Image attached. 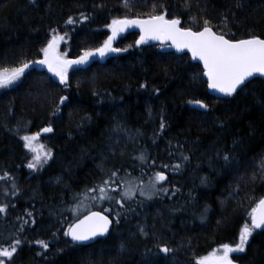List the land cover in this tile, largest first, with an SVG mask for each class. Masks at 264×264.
<instances>
[{
  "label": "trees",
  "instance_id": "16d2710c",
  "mask_svg": "<svg viewBox=\"0 0 264 264\" xmlns=\"http://www.w3.org/2000/svg\"><path fill=\"white\" fill-rule=\"evenodd\" d=\"M164 11L167 18L179 17L182 27L195 31L207 19L227 38H264V0H130L127 8L124 0H0V67L42 58L39 49L52 29L68 34L61 49L76 58L82 49L103 43L111 33L105 25L113 18H147ZM80 13L91 19L65 25L69 16ZM225 14L229 24L223 29ZM138 37L134 32L120 39L116 47L128 50L105 62L74 66L67 88L52 73L30 68L16 85L0 89V176L8 173L0 180V203L9 206L0 213V243L6 244L5 237L20 226L17 217L29 219L25 210L33 213L36 223L24 225L22 238L49 241L47 250L24 243L14 264H195V258L220 244L234 243L248 213L264 198L259 179L264 79L251 80L234 97L216 98L203 68L189 54L165 52L158 44L136 46ZM144 83L147 87L141 88ZM60 96L69 100L59 105ZM196 99L210 111L187 103ZM57 107L60 111L53 116ZM161 116L167 125L163 132ZM117 124L127 132L115 131ZM46 126L53 131L39 139L52 158L39 170L29 169L32 156L21 137ZM142 152L147 162L138 159ZM181 152L189 160L179 171L161 167L181 163ZM226 152L232 157L227 163ZM153 160L155 166L149 167ZM116 168L121 176L126 171L141 177L143 171L145 183L153 172L165 171L169 191L150 200L137 193L130 202L132 210L118 224V205L93 202L90 211L113 219L110 235L88 245L72 243L63 232L76 219L73 209L81 198L77 194ZM174 189L179 191L173 195ZM141 225L147 236L139 232ZM157 243H166L174 253H159ZM233 259L264 264V230H257L246 252L234 253Z\"/></svg>",
  "mask_w": 264,
  "mask_h": 264
},
{
  "label": "snow or ice",
  "instance_id": "6c2138e0",
  "mask_svg": "<svg viewBox=\"0 0 264 264\" xmlns=\"http://www.w3.org/2000/svg\"><path fill=\"white\" fill-rule=\"evenodd\" d=\"M32 2L34 3L35 0H32ZM124 6L126 8L129 7L130 0H124ZM236 6L242 7L239 2H237ZM187 8L191 9L190 3L187 4ZM90 19L89 15L80 13L78 17L69 16L65 21V25L84 24ZM191 19L193 23L196 22V17L193 16ZM228 24L229 17L228 14H225L222 17L220 26L226 29ZM180 25L181 19L179 17L168 19L166 11L149 15L146 19L138 16L130 18L127 15L122 18H113L110 23L105 25L111 34L107 36L103 43L96 48L82 49L80 55L74 59L69 58L67 52L62 53L59 51L61 42L69 38L68 34H61L59 29H52L51 38L44 47L39 49L42 54L41 59L22 61L18 66L14 67H0V89H7L16 85L25 77L27 70L37 64L46 66L48 72L57 77L60 84L67 88L70 86L69 72L74 66L86 65L96 56L105 57L110 53L127 51V48L113 47V44L121 33L132 27L140 30L139 38L135 41L136 46L143 45L149 40L170 41V46H174L178 51L185 49L190 51L192 59L203 64L202 75L207 77L208 88L226 97H234L238 94V91L247 87V84L251 82L250 78L257 74L264 76V38L259 36H250L246 39L226 38L223 31L220 33L214 31L213 26L207 19H203L202 28L198 31H193L191 27H181ZM232 35L234 36L235 34L233 33ZM140 87L146 88L147 84H141ZM154 91L159 92V89H154ZM68 100V96H60L59 105H63ZM187 103L205 110L206 113L210 111L209 105L203 100H189ZM59 111L60 109L57 107L52 115L55 116ZM220 123L221 125L224 124L223 121H220ZM166 127V122L161 116L159 130L163 132ZM114 130L127 132L119 124ZM52 131L53 128L51 126H46L38 132L25 134L21 137L24 142V148L33 154L32 159L27 164L29 169L39 170L52 158L51 150L39 143L42 133H51ZM217 155L219 156L220 153L218 152ZM180 157L181 163L175 165L163 164L161 167L179 171L183 166V162L189 160V157L184 155L183 152L180 153ZM138 159L147 162V157L143 152ZM231 159L232 157L227 152L223 154V160L226 163ZM155 163V160H153L149 167H154ZM120 173L121 169L119 168L110 170L106 178H102L83 193L77 194L78 197H83L89 201H108L118 205L121 211H116L115 213V223L117 224L123 214L132 210L130 202L135 200L137 193L139 196L150 200L156 195L166 194L169 191L164 186V182L168 179L165 171L153 172L147 183L142 179L143 171L141 177H131L130 173L126 171L124 176H121ZM7 177L8 173H5L4 176H0V180H4ZM256 179L257 175L254 173L252 180L255 181ZM259 179L264 182V157H261L259 164ZM13 187H16L15 184H13ZM16 190L18 191V189ZM176 191H179V189H174L173 195ZM13 195H15V192H13ZM137 203H142V201H137ZM80 206L81 204L78 201L73 211H79ZM8 207L7 204L0 203V213H6ZM106 211L111 213L112 209H107ZM25 214L29 219L25 220L23 217H17L20 226L15 232L5 237L6 244L0 243V264H14L13 258L24 243L35 244L44 250L49 248V241L47 240L35 239L28 241L26 237L22 238L25 231L24 225L36 223L32 212L25 210ZM248 217L249 219L245 220L241 226L238 238L234 243L220 244L207 255L195 258V264H236L233 254L245 253L254 233L257 230H264V198L259 199L257 206L253 207L251 212L248 213ZM113 222V219H110V216L104 212L89 210L82 218L78 217L74 222L69 223L63 235L70 237L73 243L82 244L92 241L98 236L108 234ZM138 230L142 235H148L143 225L139 226ZM55 236L56 234L54 233L53 238ZM155 247L159 253H163L165 256L175 251L166 243H157ZM123 248L124 245H121V250ZM148 251L150 252L151 250L149 249ZM148 264H153V262L149 261Z\"/></svg>",
  "mask_w": 264,
  "mask_h": 264
},
{
  "label": "water",
  "instance_id": "95a60500",
  "mask_svg": "<svg viewBox=\"0 0 264 264\" xmlns=\"http://www.w3.org/2000/svg\"><path fill=\"white\" fill-rule=\"evenodd\" d=\"M142 19H146V18H142ZM168 19H169V18H168ZM180 26L182 27V25H180ZM193 31H195V30H193ZM134 32H135V33H138V34L140 35V30H139V28H136V27L129 28L127 31L121 33V34L117 37L116 41H114L113 47H116V45H117V43L119 42L120 39H122V38H124L126 35H128V34H130V33H134ZM110 34H111V33H110ZM138 38H139V37H138ZM226 38H227V37H226ZM155 44L161 45L163 51H165V52H171V51H173V52H175V53H177V54H189V55L191 56V52L188 51L187 49H185V50H183V51H178L174 46H170V45H171V42H170V41L162 42V41H158V40H149L147 43H145V44H143V45H140V46L155 45ZM117 48H118V47H117ZM119 54H120V52H119V53H110V54H108V55L105 56V57H99V56H96V57H94V58H93L88 64H86V65H80L79 67H88V66L92 65V64L95 63V62H105V61H107L108 59H110L111 57H116V56H118ZM40 59H41V58H40ZM73 59H74V58H73ZM191 59H192V57H191ZM192 61H193V62H196V63H198V64H200L201 67L203 68V64H202V62H199V61L194 60V59H192ZM31 68L36 69V70H39V71H46V72H48L46 66H41V65H38V64H37V65H33ZM48 73H50V72H48ZM204 77H205V76H204ZM256 78L264 79V76H261L260 74H257V75L254 76L253 78H250V81L253 80V79H256ZM205 79L207 80V77H205ZM209 91H210V93H211L214 97H216V98H223V97H226V96H224L223 94H221V93H219V92H217V91H215V90H213V89H210V88H209ZM93 211H98V210H93ZM86 214H87V213H86ZM86 214H84V215H86ZM106 215H107V214H106ZM80 218H82V216H81ZM110 219H111V217H110ZM112 228H113V224L111 225V227H110V229H109V233L106 234V235H104V236H98V237H96L94 240H92V241H88V242H84V243H82V244H81V243H74V244H76V245H88V244L94 243V242L97 241L98 239L108 237V236L110 235V233H111ZM69 239L71 240L70 237H69ZM71 242H72V241H71ZM72 243H73V242H72ZM236 264H240V263H239V262H236Z\"/></svg>",
  "mask_w": 264,
  "mask_h": 264
},
{
  "label": "rangeland",
  "instance_id": "374dc122",
  "mask_svg": "<svg viewBox=\"0 0 264 264\" xmlns=\"http://www.w3.org/2000/svg\"><path fill=\"white\" fill-rule=\"evenodd\" d=\"M61 46H62V42L60 44V47H59V51L62 52V49H61ZM64 53V52H62ZM39 143H41L40 139H39ZM29 151V150H28ZM30 152V151H29ZM31 153V152H30ZM31 156H33V154L31 153ZM81 204L80 208H79V211L77 212H74V217L78 218V217H81L83 216L84 214H86L89 210L92 209V207L88 206V205H91L93 202H100V201H89L83 197L80 198V200H78ZM76 208V207H75Z\"/></svg>",
  "mask_w": 264,
  "mask_h": 264
}]
</instances>
